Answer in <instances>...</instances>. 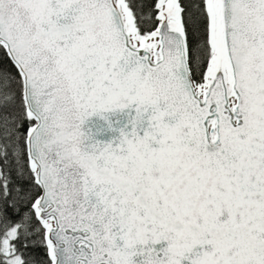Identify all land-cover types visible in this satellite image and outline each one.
Listing matches in <instances>:
<instances>
[{
	"label": "snow or ice",
	"instance_id": "6c2138e0",
	"mask_svg": "<svg viewBox=\"0 0 264 264\" xmlns=\"http://www.w3.org/2000/svg\"><path fill=\"white\" fill-rule=\"evenodd\" d=\"M0 264H264V0H0Z\"/></svg>",
	"mask_w": 264,
	"mask_h": 264
}]
</instances>
